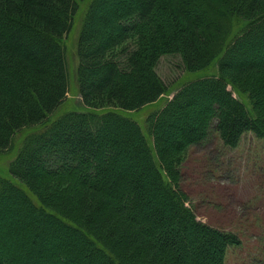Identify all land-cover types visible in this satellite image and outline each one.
<instances>
[{"label":"trees","instance_id":"obj_1","mask_svg":"<svg viewBox=\"0 0 264 264\" xmlns=\"http://www.w3.org/2000/svg\"><path fill=\"white\" fill-rule=\"evenodd\" d=\"M82 1L0 0V153L35 128L0 174V264H226L241 238L197 217L182 164L213 123L226 146L264 140V0H91L83 104L57 115ZM165 54L196 78L142 126L170 94Z\"/></svg>","mask_w":264,"mask_h":264},{"label":"rangeland","instance_id":"obj_2","mask_svg":"<svg viewBox=\"0 0 264 264\" xmlns=\"http://www.w3.org/2000/svg\"><path fill=\"white\" fill-rule=\"evenodd\" d=\"M90 1L80 2L73 29L63 38L70 87L67 100L57 115L72 110V107L81 108L79 105L83 104L78 91L77 44ZM241 23L239 18L233 17V33ZM157 72L170 88V94L133 113L142 126L148 114L172 97L176 88L188 79L196 78L195 74L186 70L179 54L163 55ZM34 130V127L20 130L11 149L0 153L1 175L10 176V163L25 137ZM182 170L181 187L187 193V203L197 217L220 229L236 232L241 238V244L229 246L226 264H264V140L249 131L243 135L237 147H229L220 139L213 123L207 139L189 150Z\"/></svg>","mask_w":264,"mask_h":264}]
</instances>
